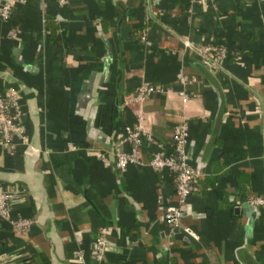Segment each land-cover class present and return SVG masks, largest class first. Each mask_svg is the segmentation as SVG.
Here are the masks:
<instances>
[{
	"label": "crops",
	"instance_id": "0c3cea01",
	"mask_svg": "<svg viewBox=\"0 0 264 264\" xmlns=\"http://www.w3.org/2000/svg\"><path fill=\"white\" fill-rule=\"evenodd\" d=\"M218 44L227 54L211 67L197 47ZM143 83L171 90L129 99ZM10 86L23 136L0 142V182L16 188L10 219L32 221L21 230L0 216V264H98L101 226L102 264H264V205L246 199L264 194V0L19 2L0 18ZM138 113L153 136L145 159L189 124L197 175L178 225L163 218L173 172L115 166Z\"/></svg>",
	"mask_w": 264,
	"mask_h": 264
},
{
	"label": "built area",
	"instance_id": "2783aa9c",
	"mask_svg": "<svg viewBox=\"0 0 264 264\" xmlns=\"http://www.w3.org/2000/svg\"><path fill=\"white\" fill-rule=\"evenodd\" d=\"M25 0H0V18L7 19L10 17L14 6ZM60 4H65L68 0H58ZM16 28H11L9 34L13 35ZM186 46H191V43L186 38L183 39ZM197 49L207 56L208 63L211 67L221 62L227 54L226 48L223 45H202ZM188 75L183 74L179 80L183 83L187 80ZM191 80H196V76L189 77ZM171 90L170 86L155 83H143L136 86L129 99L142 100L148 95ZM179 93L184 95V90ZM22 110L19 105V94L12 86L6 89H0V142L7 146H12L13 138L16 135L23 136L20 117ZM143 114L138 113V122L135 125H126L123 127L122 134L116 142L115 166L124 171L128 164H148L156 170H169L175 175V194L176 203L168 206L163 212L164 220L171 225H178L184 215V207L187 202L188 195L191 192L193 180L197 175V170L189 162L187 154V144L190 138L189 124L185 118L179 119L173 126L171 133L170 146L165 150V144L158 142V148L152 152L148 159L140 155V144L143 139L152 140L153 136L149 130L143 125ZM127 142L128 148L120 147V144ZM103 160L106 157L101 155ZM16 195V188L10 185H4L0 182V216L5 219H10V205ZM249 202L256 205H264V194L247 196ZM14 226L24 230L26 229L32 218L23 217L16 220L10 219ZM184 230L193 234L190 228L184 227ZM108 242L106 239V227L101 226L99 233L93 241L94 257L98 264H102L104 252ZM76 258L82 259L81 250L76 251Z\"/></svg>",
	"mask_w": 264,
	"mask_h": 264
}]
</instances>
